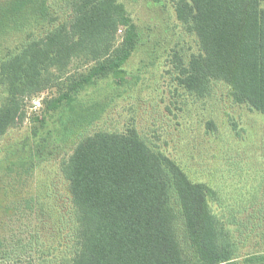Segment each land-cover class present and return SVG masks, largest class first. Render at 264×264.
Here are the masks:
<instances>
[{
	"label": "trees",
	"instance_id": "trees-1",
	"mask_svg": "<svg viewBox=\"0 0 264 264\" xmlns=\"http://www.w3.org/2000/svg\"><path fill=\"white\" fill-rule=\"evenodd\" d=\"M128 1L0 0V137L25 119L24 98L64 84L58 98L44 100L55 110L98 79L124 75L146 37ZM170 1L196 45L172 52L178 84L198 98L224 86L234 104L264 114V0ZM73 60L81 63L75 71ZM77 127L63 125L64 132ZM35 167L25 172L33 177ZM59 170L74 237L63 264H264V176L226 205L216 187L190 179L134 127L84 135ZM66 221L60 211L58 241ZM33 233L24 264H36L37 246L42 261L54 250Z\"/></svg>",
	"mask_w": 264,
	"mask_h": 264
},
{
	"label": "rangeland",
	"instance_id": "rangeland-1",
	"mask_svg": "<svg viewBox=\"0 0 264 264\" xmlns=\"http://www.w3.org/2000/svg\"><path fill=\"white\" fill-rule=\"evenodd\" d=\"M127 5L146 37L125 64L124 75L98 79L72 94L70 101L55 102V110L44 100L58 98L64 84L32 94L23 99V122L0 137V251L6 256L0 264L26 263L34 230L39 244L54 245L43 261L42 247L37 246L36 264H63L62 256L71 255V203L59 161L81 137L99 129L136 128L190 179L216 187L226 205L238 193L256 188L264 176V114L234 104L221 85L205 98L183 89L175 77L172 52H194L196 45L175 19L171 1L129 0ZM80 67L76 60L69 65L72 71ZM68 121L78 127L64 132ZM32 162L33 177L25 172ZM32 196L38 205L33 210L26 201ZM211 205L222 217L225 210ZM60 211L67 221L58 241L60 225L54 221Z\"/></svg>",
	"mask_w": 264,
	"mask_h": 264
}]
</instances>
